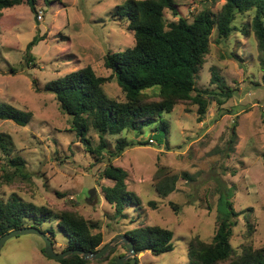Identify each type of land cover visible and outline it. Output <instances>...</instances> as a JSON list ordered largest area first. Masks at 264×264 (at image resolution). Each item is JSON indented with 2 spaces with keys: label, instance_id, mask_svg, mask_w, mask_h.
Returning a JSON list of instances; mask_svg holds the SVG:
<instances>
[{
  "label": "rangeland",
  "instance_id": "1",
  "mask_svg": "<svg viewBox=\"0 0 264 264\" xmlns=\"http://www.w3.org/2000/svg\"><path fill=\"white\" fill-rule=\"evenodd\" d=\"M126 0H53L38 1V13L28 5L4 10L0 19V103H10L32 111L27 126L0 119V136L12 150L11 156L26 160L30 179L6 183L0 177V198L10 200L14 194L26 202L51 209L54 215L65 209L76 210L98 225L104 234L103 247L117 235L138 225H160L174 231V250L160 255L145 251L134 256V264H188V243L198 235L211 241L217 229L218 201L231 193L239 213L231 244L240 253L245 244L264 247V65L254 36L235 31L226 45L211 38V50L199 74L197 88L214 89L213 71L231 88L233 98L220 116L215 103L199 122L197 105L180 104L164 119L169 131L149 128L140 136L150 143L128 148L113 164L128 172V189L143 200L142 208L129 206L127 217H116L107 202L103 188L114 185L104 178L105 164L97 163L86 146L70 130L69 116L64 114L53 93L45 85L58 77L90 65L98 76H109L104 57L108 51H124L134 44V35L113 12ZM180 15L192 21L203 9L196 0H175ZM212 5L213 11L222 4ZM168 20L177 17L167 10ZM252 14L239 15L241 28L251 21ZM42 40L30 49L35 35ZM232 52V53H230ZM233 54V55H231ZM109 95L124 100L115 79L105 84ZM233 127L236 138L233 142ZM93 145L99 135L90 131ZM114 150L116 136H108ZM153 139V140H152ZM0 147V176L6 168ZM174 190L163 198L159 184ZM94 189L93 197L89 192ZM155 201L157 206L149 205ZM177 205L176 208L172 204ZM135 221V222H134ZM250 225L252 232L250 233ZM53 227L55 250L68 246V238L59 229L58 219L45 223ZM100 247V248H101ZM43 240L33 234L9 239L0 253V264H61L42 249ZM106 259L89 260V264H114L128 253L124 245L115 247ZM110 252V251H109ZM108 252V253H109ZM131 258V257H130Z\"/></svg>",
  "mask_w": 264,
  "mask_h": 264
},
{
  "label": "trees",
  "instance_id": "2",
  "mask_svg": "<svg viewBox=\"0 0 264 264\" xmlns=\"http://www.w3.org/2000/svg\"><path fill=\"white\" fill-rule=\"evenodd\" d=\"M39 0H0V19L6 9L18 5H28L38 13ZM50 4L53 0H43ZM203 5L192 21L180 15L179 4L175 0H126L113 12L134 35V44L124 51H108L104 57L109 76H98L90 66H84L64 76L49 81L45 91L55 95L60 110L69 116L70 130L77 132L78 141L86 146L99 164H105L102 176L114 182L103 188L107 202L114 208L116 217H127L129 206L142 208L143 200L134 191L128 189V172L113 164L125 150L146 145L149 141L130 139L127 134L142 135L147 128L152 131L161 129L168 133L169 122L164 119L180 104L197 105L198 121L203 122L213 103L218 112L225 110L236 91L229 87L213 71L211 83L214 89L197 88L199 74L211 50V38L217 33L216 42L226 45L235 31L245 36H254L260 61L264 65V0H196ZM223 1L220 10L213 11L212 5ZM171 11L176 20H168L166 11ZM251 13L249 23L239 28L236 19L239 15ZM42 38L37 34L28 44L29 60H34L30 49ZM232 53V52H230ZM233 55V54H231ZM115 79L124 94V100L109 95L105 84ZM32 111L22 110L10 103H0V119L12 120L20 126L29 125ZM99 135V143L93 145L90 131ZM233 142L236 130L233 127ZM108 136H116L114 150L109 147ZM153 140V139H152ZM0 147L4 155V182L12 183L16 179H30L26 171V160L21 156L12 157V150L0 136ZM218 201L217 229L211 241H205L195 235L188 243V264H264V247L255 248L245 244L240 253L231 244L234 227L238 224L239 213L234 207L231 193ZM174 190L159 184L157 191L163 198ZM172 204L176 208L177 205ZM149 205L156 207L155 201ZM58 219L59 229L68 238L69 249H82L96 252L104 244V234L98 225L91 222L76 210L65 209L58 215L44 205H37L20 199L16 194L10 200L0 198V238L6 233L25 226L40 228L52 240L55 246V229L42 226ZM135 222V221H134ZM250 233L252 226L250 225ZM125 236L135 245L136 253L151 251L160 255L174 250V231L160 225H138L127 229ZM101 247V248H100ZM42 251L45 253L44 248ZM114 250L101 257L106 259ZM117 259L114 261L116 264ZM61 264H89L79 255H69ZM126 264H131L127 262Z\"/></svg>",
  "mask_w": 264,
  "mask_h": 264
},
{
  "label": "water",
  "instance_id": "3",
  "mask_svg": "<svg viewBox=\"0 0 264 264\" xmlns=\"http://www.w3.org/2000/svg\"><path fill=\"white\" fill-rule=\"evenodd\" d=\"M94 193H95L94 189H92L89 192L90 199L93 197ZM28 234L39 236L44 242L45 254L48 257L56 259V260H62L65 257L69 255H74V254L81 256L84 260L100 259L104 255H106L109 251L113 250L115 247L119 245H124L128 253L126 255L120 256L117 259L116 264H126L127 262L134 264L135 261L137 260V258L134 256L135 254H137L135 250V245L126 236L117 235L111 242H108L100 250L96 252L85 251L82 249H69L64 252H57L54 248L53 240L46 233H44L40 228L35 227V226H25L22 228L14 229L6 233L5 235H3L0 238V253L2 251L3 246L9 239L16 237V236L28 235Z\"/></svg>",
  "mask_w": 264,
  "mask_h": 264
}]
</instances>
